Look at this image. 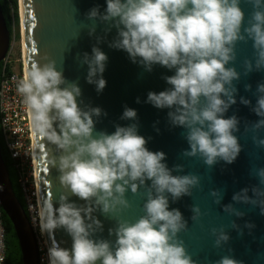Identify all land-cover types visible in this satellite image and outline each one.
Instances as JSON below:
<instances>
[{
	"label": "clouds",
	"instance_id": "clouds-1",
	"mask_svg": "<svg viewBox=\"0 0 264 264\" xmlns=\"http://www.w3.org/2000/svg\"><path fill=\"white\" fill-rule=\"evenodd\" d=\"M253 11L245 26L241 0H106V9L93 7L86 14L89 20L107 25L106 32L116 29L109 47L125 51L133 63L151 72L154 65L170 71L163 79L170 86L159 93L149 91L146 103L157 109H168L172 126L186 130L189 149L185 157H199L209 168L219 161L233 163L241 152L240 120L234 114L225 116L237 103L241 73L234 65L238 42L252 41L254 58L243 62L244 75L264 70V0H245ZM96 27L89 29V36ZM103 38L97 37L99 44ZM33 63L17 85L29 116L34 137L54 146L50 159L59 173L63 189L59 200H45L39 208L42 233L63 230L71 238V248L53 242L47 249L48 264H197L187 252L179 234L187 231L188 222L178 208L170 209L192 189L200 186L196 174H176L184 171L177 164L169 168L163 151H150L148 140L138 134V123L115 125V131H96L97 119L107 116L100 107H81L82 91L77 82H69L56 67L55 60ZM108 56L98 46L91 55L85 52L81 63L87 65L86 82L94 84L97 93L106 87L103 78ZM251 90V85L245 86ZM257 99L251 111L260 117L251 125L254 132L264 129V83L256 89ZM137 103L140 99L137 98ZM251 106V100L240 98ZM97 118V119H94ZM121 120L138 121L137 111L125 106ZM248 131V126L245 127ZM258 147L264 139L253 136ZM264 185V168L256 172ZM144 187L146 199L143 215L135 221L120 218L130 207L126 193L136 194ZM235 193L236 203L258 205L264 215V189L253 187ZM214 202L223 199L220 189L211 190ZM76 197L83 203H77ZM58 204V207L56 206ZM191 220L202 213L191 206ZM223 211L242 218L245 214L233 204ZM99 212L115 220L108 229L114 239L103 238ZM232 228L242 233L232 221ZM245 227H254L246 223ZM215 247L230 240L223 228H212ZM231 251V249H229ZM214 264H243L231 255H224Z\"/></svg>",
	"mask_w": 264,
	"mask_h": 264
},
{
	"label": "water",
	"instance_id": "water-1",
	"mask_svg": "<svg viewBox=\"0 0 264 264\" xmlns=\"http://www.w3.org/2000/svg\"><path fill=\"white\" fill-rule=\"evenodd\" d=\"M18 19L21 25L24 69L33 63L47 62L44 57L55 60L56 67L62 71L69 82H77L82 95L78 98L80 106L100 107L107 116L97 119L96 131H106L109 134L115 131V125L126 126L133 122L138 123V134L147 140L150 151H163L166 154V163L169 168L180 164L184 166L182 173L196 174L200 177V186L192 189V196H184L176 202L170 198V209L178 208L188 222L187 231L179 234L187 252L197 264H214L224 255H231L234 259L243 261V264H264V215L258 205L236 203L232 200L235 193L248 188L249 196H253L251 189H264L256 174L264 168V147H258L253 142V136L264 139V129L254 132L251 125L260 117L251 111L255 106L258 84L264 83V70L252 71L244 75L243 62L254 58L252 41L238 42L236 45L237 59L234 66L241 73L239 81H234L238 89L237 103L232 105L225 114L226 118L236 115L240 120L239 132L234 133L239 138L241 152L236 160L227 164L217 162L208 167L199 157H185L183 152L189 149L185 139L186 130L174 127L168 119V109H157L146 103L147 93H159L170 87L163 79L171 76L174 71L160 65H154L148 72L138 63H133L123 50L109 47V43L116 36V29L106 32L107 25L98 20H89L86 14L93 7L99 6L100 11L106 9V0H17ZM241 8L245 12V26L253 11L252 6L241 0ZM96 27L95 34L89 36V29ZM97 37L103 38L98 44ZM10 35L6 28L0 10V61L9 48ZM98 46L108 56L103 78L107 81L101 93H97L94 84L86 82L87 65L81 63L83 53L91 55L93 46ZM251 85V90L245 86ZM251 100V106L240 103V98ZM137 98L140 103H137ZM125 106L137 111L138 121L121 120ZM30 119V118H29ZM248 126V131L245 127ZM30 134V145L33 157L35 179L39 207L45 200H59L63 192L60 186L59 173L51 167L50 159L54 146L45 140ZM220 189L223 199L217 205L211 190ZM130 207L120 213V218L135 221L143 215V203L146 199V190L141 187L136 194L131 190L126 193ZM77 203H83L76 197H71ZM233 206L245 215L238 218L223 211V206ZM199 206L201 217L191 220V206ZM58 207V204H56ZM0 208L11 224L17 240L20 264H37V248L34 234L29 226L25 211L15 197L8 172L0 154ZM95 215L104 225L103 238L114 239L108 235V229L114 227L115 220L106 218L99 212ZM232 221L239 225L243 234L232 228ZM246 223L254 225L249 229ZM223 227L230 236V240L222 247H215V237L211 234L212 228ZM47 249L53 242H62L61 246L71 248V238L58 230L54 234L43 233ZM231 249V251H229Z\"/></svg>",
	"mask_w": 264,
	"mask_h": 264
},
{
	"label": "built area",
	"instance_id": "built-area-1",
	"mask_svg": "<svg viewBox=\"0 0 264 264\" xmlns=\"http://www.w3.org/2000/svg\"><path fill=\"white\" fill-rule=\"evenodd\" d=\"M0 63V133L16 174L29 226L34 234L37 264H48L47 246L40 229L38 214L40 207L30 145L29 116L23 98L17 91V85L25 72L24 59L21 52L15 56L9 45ZM4 235L0 208V264H7Z\"/></svg>",
	"mask_w": 264,
	"mask_h": 264
},
{
	"label": "trees",
	"instance_id": "trees-1",
	"mask_svg": "<svg viewBox=\"0 0 264 264\" xmlns=\"http://www.w3.org/2000/svg\"><path fill=\"white\" fill-rule=\"evenodd\" d=\"M0 10L6 25L9 35L12 32L13 26L17 23V1L16 0H0ZM0 73H1V63H0ZM0 154L2 160L5 164L8 176L10 179L11 187L15 197L17 198L19 204L25 211V206L20 189L16 182V174L12 167L11 159L9 158L7 151L5 149L2 136L0 133ZM2 221L5 229L4 243H5V259L7 264H20V253L17 244L16 237L12 230L11 224L3 214L1 210Z\"/></svg>",
	"mask_w": 264,
	"mask_h": 264
},
{
	"label": "rangeland",
	"instance_id": "rangeland-1",
	"mask_svg": "<svg viewBox=\"0 0 264 264\" xmlns=\"http://www.w3.org/2000/svg\"><path fill=\"white\" fill-rule=\"evenodd\" d=\"M9 45L11 46V50L15 56L19 55L20 52L22 53V33H21V25H19V19H18V6H17V23L12 28Z\"/></svg>",
	"mask_w": 264,
	"mask_h": 264
},
{
	"label": "bare ground",
	"instance_id": "bare-ground-1",
	"mask_svg": "<svg viewBox=\"0 0 264 264\" xmlns=\"http://www.w3.org/2000/svg\"><path fill=\"white\" fill-rule=\"evenodd\" d=\"M22 57H23V59H24V55H23V43H22Z\"/></svg>",
	"mask_w": 264,
	"mask_h": 264
}]
</instances>
